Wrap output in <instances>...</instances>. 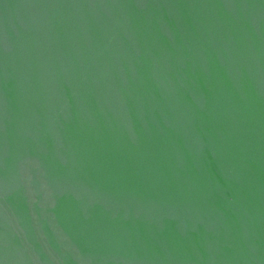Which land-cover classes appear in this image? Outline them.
Masks as SVG:
<instances>
[{"label":"water","instance_id":"1","mask_svg":"<svg viewBox=\"0 0 264 264\" xmlns=\"http://www.w3.org/2000/svg\"><path fill=\"white\" fill-rule=\"evenodd\" d=\"M0 264H264V0H0Z\"/></svg>","mask_w":264,"mask_h":264}]
</instances>
